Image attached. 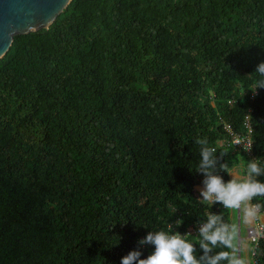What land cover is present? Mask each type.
Listing matches in <instances>:
<instances>
[{"label":"trees","instance_id":"16d2710c","mask_svg":"<svg viewBox=\"0 0 264 264\" xmlns=\"http://www.w3.org/2000/svg\"><path fill=\"white\" fill-rule=\"evenodd\" d=\"M260 63L264 0H71L14 37L0 59V264H120L154 251L138 243L149 231L185 234L209 211L235 224L199 200L195 141L228 182L250 158L224 127L250 115L264 167ZM250 258L264 264V240Z\"/></svg>","mask_w":264,"mask_h":264},{"label":"clouds","instance_id":"9594fccd","mask_svg":"<svg viewBox=\"0 0 264 264\" xmlns=\"http://www.w3.org/2000/svg\"><path fill=\"white\" fill-rule=\"evenodd\" d=\"M254 73L264 77V63H260ZM253 89L251 98L254 97L256 89H264V79L258 80L254 84ZM246 120L249 124L248 128L245 126ZM249 120L253 121L250 115H246L242 123V132H234L230 127H224V131L227 134V146L237 150L243 157L250 158L246 162V166L243 163H239L236 166L241 167L243 177L239 173H230L236 168L233 167L227 173L232 178L230 179L229 176V181L225 182L218 173L224 172L228 165L220 163V157L215 155L216 149L208 146L206 139H197L195 141L200 145L201 159L198 165V173L204 177L201 182L202 190L200 193L197 189L199 200L210 206L219 204L224 209H235V224H228L224 222L220 214H213L209 211L205 220L197 222V229L189 228L187 230L186 233L188 234H180L172 230L170 232L163 230L149 231L144 239L138 243L141 246L152 245L154 246V251L145 259H140L141 253L139 251H131L121 259L120 264H224V262L226 264H246V261L237 255L235 243L237 235L238 243L241 241L239 209L243 207L244 223H251L257 219L261 207L259 204H251V201L256 197H264V182L257 179V177L264 175V167L261 166L259 158L254 159L252 157V128ZM235 137L240 139L247 138L249 146L242 148L233 145L232 141ZM241 155H238V159L244 161ZM177 223L180 226V221H177ZM247 228L245 227V232ZM190 235L198 240L199 251L202 252V255H195L197 248L189 241ZM244 240L250 246V256H252V246L247 242L246 235ZM217 247L227 250L214 252Z\"/></svg>","mask_w":264,"mask_h":264},{"label":"water","instance_id":"95a60500","mask_svg":"<svg viewBox=\"0 0 264 264\" xmlns=\"http://www.w3.org/2000/svg\"><path fill=\"white\" fill-rule=\"evenodd\" d=\"M71 0H0V59L13 38L47 29Z\"/></svg>","mask_w":264,"mask_h":264},{"label":"built area","instance_id":"2783aa9c","mask_svg":"<svg viewBox=\"0 0 264 264\" xmlns=\"http://www.w3.org/2000/svg\"><path fill=\"white\" fill-rule=\"evenodd\" d=\"M248 121H245V126L248 128ZM233 145L247 148L249 146V140L247 138L240 139L238 137L233 138ZM246 240L252 246V256L254 255V249L257 247L259 241L264 240V211H260L257 219H255L251 225L246 229Z\"/></svg>","mask_w":264,"mask_h":264},{"label":"rangeland","instance_id":"374dc122","mask_svg":"<svg viewBox=\"0 0 264 264\" xmlns=\"http://www.w3.org/2000/svg\"><path fill=\"white\" fill-rule=\"evenodd\" d=\"M201 190H202V187H199L198 192L200 193ZM239 211H240V220H241V233H240L241 241L238 243V235H237V239L235 241L236 247H237V255L240 258L244 259L246 261V264H251L250 246L247 245V243L244 240L246 232H245L244 221H243V207L239 209ZM229 215H232L233 217L236 218V210L231 209V211L229 212ZM244 245H246V247H244Z\"/></svg>","mask_w":264,"mask_h":264},{"label":"crops","instance_id":"0c3cea01","mask_svg":"<svg viewBox=\"0 0 264 264\" xmlns=\"http://www.w3.org/2000/svg\"><path fill=\"white\" fill-rule=\"evenodd\" d=\"M230 173H233V174H236V173H239L240 174V176L241 177H243V174H242V169H241V167H236V168H234ZM230 176V175H229ZM232 177L230 176V179H231ZM229 217H230V222L231 223H233V221H235L236 222V218L235 217H233L232 215H229ZM252 223V222H251ZM251 223H244V227H248L249 225H251Z\"/></svg>","mask_w":264,"mask_h":264}]
</instances>
